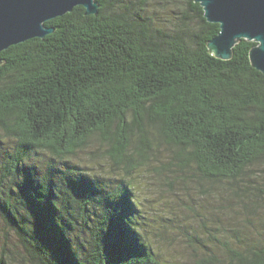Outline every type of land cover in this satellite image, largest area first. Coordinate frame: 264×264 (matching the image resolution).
Returning a JSON list of instances; mask_svg holds the SVG:
<instances>
[{"label":"trees","instance_id":"16d2710c","mask_svg":"<svg viewBox=\"0 0 264 264\" xmlns=\"http://www.w3.org/2000/svg\"><path fill=\"white\" fill-rule=\"evenodd\" d=\"M97 2L98 15L76 7L47 22L44 39L0 54V142L17 141L2 166L0 214L31 264H161L137 171L174 189L190 174L239 183L264 167L255 42L217 58L209 43L220 26L195 0ZM162 144L172 155L156 168ZM87 151L109 163L107 176L76 163ZM44 152L56 164L42 172L33 161ZM246 245L226 243L229 264H264V240Z\"/></svg>","mask_w":264,"mask_h":264},{"label":"rangeland","instance_id":"374dc122","mask_svg":"<svg viewBox=\"0 0 264 264\" xmlns=\"http://www.w3.org/2000/svg\"><path fill=\"white\" fill-rule=\"evenodd\" d=\"M154 7L156 4L152 5ZM158 18L161 21L164 15ZM16 146L15 137L1 136L0 178H3L2 166ZM99 148V144L93 142L91 150ZM171 150L164 144L157 147L158 155L151 165L161 166L171 157ZM78 158L77 164L94 168L93 171L100 176L110 173L109 163L100 160L97 164L89 151L79 154ZM33 164L43 172L56 162L44 152L34 158ZM139 171L141 173L137 171L135 174L136 195L142 201L148 218V236L162 254L161 264H229L230 253L226 243L235 249L264 240L263 166L250 170L244 182L225 181L209 185L192 179L190 174L185 184H176L174 189H170L161 178L154 177V170L149 173L146 169ZM0 254L9 257V264H31L1 214ZM212 257L217 261L210 260Z\"/></svg>","mask_w":264,"mask_h":264},{"label":"water","instance_id":"95a60500","mask_svg":"<svg viewBox=\"0 0 264 264\" xmlns=\"http://www.w3.org/2000/svg\"><path fill=\"white\" fill-rule=\"evenodd\" d=\"M206 20L220 26L209 48L221 60H230L242 40L255 42L250 52L252 66L264 74V0H195ZM76 7L87 16L99 14L97 0H0V54L12 46L44 39L54 32L45 24Z\"/></svg>","mask_w":264,"mask_h":264}]
</instances>
